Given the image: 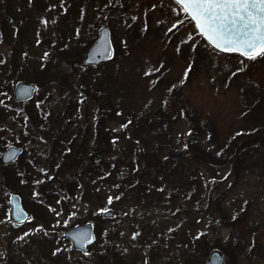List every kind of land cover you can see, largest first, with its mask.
<instances>
[{"label":"rangeland","instance_id":"rangeland-1","mask_svg":"<svg viewBox=\"0 0 264 264\" xmlns=\"http://www.w3.org/2000/svg\"><path fill=\"white\" fill-rule=\"evenodd\" d=\"M3 1L0 0V6ZM9 1L16 11L18 27L23 25V18H29L20 39L36 60L45 54L52 59L57 47L80 48L77 58L67 56L56 63L59 75L54 83L35 85L33 99L43 98L41 108L58 100L54 112H62L71 100L78 107L74 114H79L84 128L76 134L72 155L68 159L59 157L62 168L57 173L49 170L52 160L49 144L60 131L49 136L42 133L43 145L39 142L41 135L37 134L32 135L33 141L21 146L25 155L11 164L9 171L18 183L11 192L20 197L27 220L20 225L13 223L8 203L10 192L0 189V252L8 251L7 238H10L21 264H101L99 253L112 246L123 254V264H203L211 250L221 253L224 264H264V166L259 162H247L235 177L226 168L211 171L204 164L184 160L186 169L196 176L197 194L204 204L209 195L222 197L218 210L210 207L198 214L193 211V201L189 200L187 206L184 195L172 196L165 206L142 196L141 202L129 199L128 207L122 208L118 216L103 218L100 210L117 204L115 198L109 203L110 196L103 188L93 189L88 199L80 197L82 188L69 191L67 196L63 188L92 152L91 145L96 138L97 102L90 95L83 98L76 87L86 68L82 63L85 51L101 25L110 31L114 56L90 68L88 89L93 93L100 80L99 84L119 102V113L104 120L101 127L102 134L111 135L109 138L122 128L128 114L133 116L146 106H165L170 84L209 122L208 128L214 133L216 143L245 131L236 139L238 147L256 145L260 138L251 135L250 130L254 124L264 123V57L245 61L209 52L203 42L198 43L195 28L171 0ZM9 51V45H0V56L6 58ZM191 60L195 61L192 65ZM19 62H26L23 55ZM172 101L169 102L172 118L168 122L169 130L183 143L191 124ZM250 103L255 107L248 113ZM10 105L15 104L11 101ZM16 105L21 108L22 104ZM11 116H8L9 122H4L10 128L4 137L16 143L24 141L26 136L19 131L20 123L14 125ZM107 140H100L103 150L107 148ZM200 141L204 146H211L204 133ZM119 146H124L122 138ZM106 154L109 152L103 158L108 157ZM30 160L33 165L29 166ZM48 173L49 179L51 174L57 175L56 179H51L46 189L36 194L34 190ZM169 176L174 180L183 179L175 171ZM172 186L166 185L168 188L162 192L161 200L166 201ZM47 190L58 193L47 197ZM43 203L45 217L31 212H38ZM235 215L240 218L234 226L228 225ZM84 222L93 224L96 240L84 252L77 253L62 236L65 230L62 226ZM133 233L139 235L133 239ZM105 241V247L99 244ZM1 260L2 257L0 264H7Z\"/></svg>","mask_w":264,"mask_h":264},{"label":"trees","instance_id":"trees-1","mask_svg":"<svg viewBox=\"0 0 264 264\" xmlns=\"http://www.w3.org/2000/svg\"><path fill=\"white\" fill-rule=\"evenodd\" d=\"M3 2V5L0 6V45H9L10 51L6 58L0 56V101H2L0 103V151L11 144L22 146L24 143H28V141H33L32 135L37 134L41 135L40 138L42 140L39 142L43 145V135L49 136L60 131V135L52 139L49 144L51 148V154H49L52 156L49 170L57 173L62 168L61 162H58L59 157L68 159L72 155L71 149L74 146L76 134L84 128L80 123L79 114H74L75 111L78 112V107L72 105L70 100L63 109L61 108L62 112L59 110L54 112L58 100L41 108L43 98H39L35 101L33 99V101L24 103L21 105V108H18L15 103L16 106L10 105L12 101L11 89L13 83L17 80L31 82L35 85L54 83L59 75L57 72L58 64L56 63L66 59L67 56L77 58L79 55L77 52L80 48L73 45L57 47L52 59L45 54L36 60L25 49L24 43L20 39L21 30L29 21V18H23V25L18 27V18L16 17L14 7L11 5V1L4 0ZM195 35L198 36L196 33ZM200 42H203L207 46L205 47L206 50L209 52L213 51L198 36V43ZM195 46L199 45L195 44ZM21 55L26 59V62H19ZM194 55H198V51H194ZM193 62L195 63V61L191 60V65ZM90 68L86 67L81 73L80 83L76 87V90H78L77 92L83 98H88L87 95H90L97 102L96 138L91 145L92 152L85 158L78 172L73 173V176L65 182V187L63 188L66 191V196L69 191L82 188L80 197L88 199L93 189L98 190V188H103L107 196L115 198L117 201V204L107 207L113 211L115 217L122 211V208L128 207L127 202L132 198L141 202L143 196L152 202H161L165 206L172 196L180 198L184 195V201L187 206L189 207V200L193 201V204H191L194 207L193 211L195 214H198L203 213V211L210 207L218 210L219 201L222 197L216 196L214 198L209 195L206 204H204L203 200L199 197L200 195L197 194L196 176L193 172L186 169L187 164L183 162L184 160L188 159L193 160L196 164H204L211 171L226 168L235 177L245 168V164L251 160L255 163L259 162L264 166L263 122L254 124L250 130L251 135L260 138L256 145L252 147L240 149L237 145L239 142L236 139L245 131L236 132L224 138L221 144L216 143L214 133L208 128L209 122H206L199 115V112L181 97L180 92L174 89V85L170 86V84L166 90L168 97L165 106H146L143 110L137 111L133 116L128 114L122 128L117 134L111 138H109L111 135L107 137L101 132L103 121L108 118L112 119L115 113H119V102L115 98H112L104 85L99 84L100 80L97 81L98 86L93 90V93L90 92L88 89L89 73L92 70ZM171 99H173L172 104L179 106L183 116L191 124L183 143H179L169 130L168 122L172 119L169 110ZM252 104L250 103V105ZM250 105L247 108L248 113L255 107V104L252 107ZM12 113L15 116H11ZM8 116L13 117L14 125L17 124L16 122L20 123L21 127L19 131L24 138L26 136L24 141L16 143L4 137L5 132L10 129L4 124L8 120ZM52 116L53 118H51ZM57 116L59 118L55 122L53 121L54 123L50 122V120H53L54 117L57 118ZM62 122H65L63 127L61 126ZM42 133L45 134L42 135ZM202 133L207 136L211 146H204L203 142L200 141ZM108 138L112 142L108 141ZM121 138L124 141V146L120 147L119 141ZM105 139L108 141L107 148L103 150L100 140L102 142ZM106 152H109V154H106L108 157L103 158ZM24 153L23 155H25ZM32 162L30 160L29 166L33 165ZM25 167H27V164ZM10 168L11 165L4 166L0 164V189L11 193L12 188L18 185V183L16 179L11 178ZM35 168L39 169L38 166H35ZM172 171L177 172L180 177L182 175L183 179L181 181L180 179H172L169 176V173ZM48 175L49 173L34 190L36 194L46 189L45 187L50 183L51 179H56L57 177V175L51 174V178L49 179ZM167 184H172L173 186L168 189L165 201L161 200V194L167 190ZM89 186L91 188H88ZM55 193H58V191L47 190L45 196L52 197ZM123 201H126V203H123ZM44 206L45 204L43 203L38 212H35V210H31V212L45 217L46 212L42 208ZM53 215H57V213L54 212ZM223 218L228 220L226 217ZM238 218H240V215L233 216L229 220L228 225L234 226L235 220ZM68 226H70L69 223L62 227L66 228ZM7 239L8 251L6 250L5 254L0 252V257L7 264H21L17 254L13 251L14 246L11 244V239ZM99 244L105 247L107 241ZM115 250L114 246L106 248L104 251L102 250V253H99V257L102 260H100L101 264H123V254ZM10 257H13V260L10 261Z\"/></svg>","mask_w":264,"mask_h":264},{"label":"snow or ice","instance_id":"snow-or-ice-1","mask_svg":"<svg viewBox=\"0 0 264 264\" xmlns=\"http://www.w3.org/2000/svg\"><path fill=\"white\" fill-rule=\"evenodd\" d=\"M175 3L213 48L239 53L248 60L264 57V0H175ZM138 235L133 233V239ZM75 239L85 242L88 237L81 233Z\"/></svg>","mask_w":264,"mask_h":264},{"label":"water","instance_id":"water-1","mask_svg":"<svg viewBox=\"0 0 264 264\" xmlns=\"http://www.w3.org/2000/svg\"><path fill=\"white\" fill-rule=\"evenodd\" d=\"M218 51H221L224 53H236V52H225L222 50H218ZM112 54H113V49L110 43L109 30L106 25H102L98 31L97 39L87 50L83 63L85 65H94L100 61L109 60L112 57ZM236 54H239V53H236ZM249 61H253V60H249ZM34 92H35L34 85L30 83L18 81L15 83L13 87V99L17 102L26 101L33 97ZM21 153H22L21 148H18L15 146H9L1 153V162L3 164L12 163L13 161L17 159V157ZM9 204H10V211H11L12 219L16 222H23L26 219V214L21 207L19 197L17 195H11L9 197ZM103 216L111 217L112 212L110 211L105 212ZM81 233L87 234V237H88L87 241L79 242L77 239H75V237H77ZM63 236L71 242L73 249L80 251V252H84L86 246L92 244L94 241L93 226L90 222L78 224V225H75L65 230L63 232ZM203 264H224V262H223L221 254L218 251L214 250L208 254Z\"/></svg>","mask_w":264,"mask_h":264}]
</instances>
